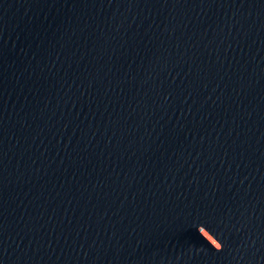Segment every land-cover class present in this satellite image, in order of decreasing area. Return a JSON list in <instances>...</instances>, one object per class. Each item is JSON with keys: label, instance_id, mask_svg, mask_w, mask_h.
Segmentation results:
<instances>
[{"label": "water", "instance_id": "water-1", "mask_svg": "<svg viewBox=\"0 0 264 264\" xmlns=\"http://www.w3.org/2000/svg\"><path fill=\"white\" fill-rule=\"evenodd\" d=\"M0 264H264V0H0Z\"/></svg>", "mask_w": 264, "mask_h": 264}]
</instances>
